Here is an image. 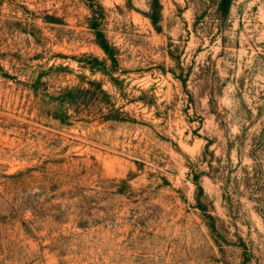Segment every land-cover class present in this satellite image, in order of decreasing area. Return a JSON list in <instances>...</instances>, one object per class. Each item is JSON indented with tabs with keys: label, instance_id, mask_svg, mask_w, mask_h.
Segmentation results:
<instances>
[{
	"label": "rangeland",
	"instance_id": "obj_1",
	"mask_svg": "<svg viewBox=\"0 0 264 264\" xmlns=\"http://www.w3.org/2000/svg\"><path fill=\"white\" fill-rule=\"evenodd\" d=\"M0 264H264V0H0Z\"/></svg>",
	"mask_w": 264,
	"mask_h": 264
},
{
	"label": "trees",
	"instance_id": "obj_2",
	"mask_svg": "<svg viewBox=\"0 0 264 264\" xmlns=\"http://www.w3.org/2000/svg\"><path fill=\"white\" fill-rule=\"evenodd\" d=\"M231 2H232V0H221L222 10L225 12L229 11L230 6H231ZM103 48L105 49V51L108 50V47H103Z\"/></svg>",
	"mask_w": 264,
	"mask_h": 264
}]
</instances>
